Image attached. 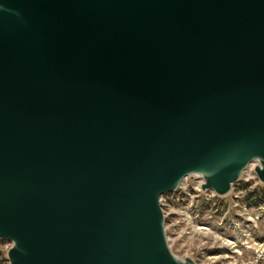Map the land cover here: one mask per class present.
Instances as JSON below:
<instances>
[{
	"label": "water",
	"instance_id": "water-1",
	"mask_svg": "<svg viewBox=\"0 0 264 264\" xmlns=\"http://www.w3.org/2000/svg\"><path fill=\"white\" fill-rule=\"evenodd\" d=\"M264 184V0H0L10 264H197L161 200Z\"/></svg>",
	"mask_w": 264,
	"mask_h": 264
},
{
	"label": "rangeland",
	"instance_id": "rangeland-1",
	"mask_svg": "<svg viewBox=\"0 0 264 264\" xmlns=\"http://www.w3.org/2000/svg\"><path fill=\"white\" fill-rule=\"evenodd\" d=\"M251 165L220 197L203 191L197 176L162 198L168 242L173 254L197 264H264V184ZM13 245L0 241V264H10Z\"/></svg>",
	"mask_w": 264,
	"mask_h": 264
},
{
	"label": "bare ground",
	"instance_id": "bare-ground-1",
	"mask_svg": "<svg viewBox=\"0 0 264 264\" xmlns=\"http://www.w3.org/2000/svg\"><path fill=\"white\" fill-rule=\"evenodd\" d=\"M198 177V176H197ZM198 178H200V177H198ZM201 179V178H200Z\"/></svg>",
	"mask_w": 264,
	"mask_h": 264
}]
</instances>
